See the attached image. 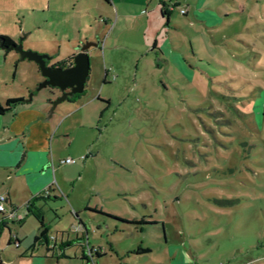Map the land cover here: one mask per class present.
<instances>
[{
    "label": "rangeland",
    "instance_id": "1",
    "mask_svg": "<svg viewBox=\"0 0 264 264\" xmlns=\"http://www.w3.org/2000/svg\"><path fill=\"white\" fill-rule=\"evenodd\" d=\"M164 1L167 23L146 37L133 12L130 28L91 53L81 96L58 104L60 119L78 110L56 138L58 198L44 201L49 236L64 243L40 246L50 264H85L82 254L90 264H264V0ZM96 3L106 8L0 0V31L23 25L16 40L30 32L21 43L61 60L82 37L103 42ZM2 57L10 79L34 65L27 96L60 97L35 90L34 61ZM66 156L76 162L60 164Z\"/></svg>",
    "mask_w": 264,
    "mask_h": 264
},
{
    "label": "crops",
    "instance_id": "2",
    "mask_svg": "<svg viewBox=\"0 0 264 264\" xmlns=\"http://www.w3.org/2000/svg\"><path fill=\"white\" fill-rule=\"evenodd\" d=\"M104 3L106 5L104 10L99 8L100 5L95 4L96 8L98 6V12L100 13L99 19L103 22L102 27L107 31L103 35V42H101L100 37L97 36L98 40H96L93 35L80 39L81 41L84 39L89 40L86 42H97V49L101 43L105 46L109 38H113L115 42L122 31L133 25V12L144 19L142 22L145 26L147 25V29L143 35L146 37L153 33L155 27H160L163 23V17H165L161 14L163 8L168 12L166 23L169 18V7L164 0H109V2L104 1ZM184 9L185 13L183 15H186L187 8ZM86 11L90 15V10L86 9ZM24 29L25 27L21 25L16 29L17 34ZM31 29L29 25L28 30L31 31ZM29 33L23 37L26 38ZM17 34L0 31L1 37H8L13 43L18 41L15 38ZM80 40L73 43L71 50L61 60H56L55 54L46 47L34 48L32 44L26 46L24 45L26 40H23L22 43L29 49L46 53L49 56V64L57 66L56 64L64 62L67 57L75 54L80 43H86L80 42ZM148 43L144 44L148 52L158 51L156 47L158 45L157 40L153 41L149 49H147ZM2 52L3 55L7 53L0 47V88L3 86L5 88L0 89V105H3L8 98L26 99L28 91L33 90L37 81H39L33 64L25 65L29 68V73L20 74L19 77L14 74L10 79L6 59H3ZM107 73L104 68L103 81H107ZM14 82H17L14 87L9 86L10 83ZM46 97L50 98L49 95H46ZM49 107L50 105L45 103V100L33 98L31 101L17 103L0 112V193L6 197L5 211L13 209L16 215L15 219H10L2 218L0 213V239L3 238L4 243L0 249V264H50L47 254L39 252L40 246H43L47 252L52 250V247H50L52 245L57 244L58 247H61L64 244L62 241L57 243L55 237L49 236L50 224L44 220L43 208L45 200L50 197H53V199L58 198L56 193L58 185L54 168L57 163L56 138H64L70 135L68 128L63 123L78 109L72 111L71 114L66 112L63 119H60V117L55 116V111L63 110V107L57 105L52 112L53 114L48 117ZM83 158H86V156L84 155ZM61 160L63 159L58 162L65 164L61 163ZM71 168L76 171V166ZM28 203L31 204L29 208ZM30 211L40 213L43 222L47 224L45 241L41 240L33 243V237L39 233V225ZM26 224L29 225L27 230L24 229ZM89 251L91 252V250ZM83 256L85 257L84 254H82ZM83 260L85 264H90L86 258Z\"/></svg>",
    "mask_w": 264,
    "mask_h": 264
},
{
    "label": "water",
    "instance_id": "3",
    "mask_svg": "<svg viewBox=\"0 0 264 264\" xmlns=\"http://www.w3.org/2000/svg\"><path fill=\"white\" fill-rule=\"evenodd\" d=\"M22 37H19L17 43L5 45L3 44V38L0 36V47L5 52L11 49L15 50L19 54V60L28 59L37 64L44 79L37 85L35 90L50 86L56 87L61 91L60 97L45 101V103L50 105L47 113L49 117L59 103L69 101L67 100L69 95L80 94L84 91V85L89 73V55L84 50L90 45L97 47V42L80 43L77 46L79 51L74 55L72 63L67 67H60L47 65L46 61L49 59L47 54L24 49L21 43ZM66 88H69V91H65ZM31 96L32 92L28 94L26 99L23 98V102L31 101Z\"/></svg>",
    "mask_w": 264,
    "mask_h": 264
},
{
    "label": "trees",
    "instance_id": "4",
    "mask_svg": "<svg viewBox=\"0 0 264 264\" xmlns=\"http://www.w3.org/2000/svg\"><path fill=\"white\" fill-rule=\"evenodd\" d=\"M104 1L105 2H109V0H104ZM184 13H182V14H184ZM161 14L163 16H165V17L168 16V12L164 8L162 9ZM2 38H3V44H5V45H11V44H13V41L11 39H9L8 37L2 36ZM56 65L57 66H60V67H62V66L65 67V61L62 62V63H58ZM21 102H23V98H8V99L5 100V102H4L3 105H0V112L4 111L5 109H7L9 107L14 106L17 103H21ZM30 205L31 204H29V203L27 204L28 208L30 207ZM86 209H89V208H86ZM90 210L96 211L95 208H92ZM30 212L33 214V216L35 217V219L37 220L38 225H39V233L36 236L33 237V243H37V242H39L41 240H44L45 241L46 240L45 234H46L47 229H48L47 224H45L43 222L40 213L35 212V211H30ZM0 213L2 215V218L5 217V216H3L4 213H2L1 211H0ZM74 215L76 216V212H74ZM140 222L141 223H143V222L144 223H148L147 221H144L143 219H141ZM90 249L93 250V248H90ZM94 251H95V254L97 255V249H95ZM138 251L143 252V251H148V249H146V248H138L137 249V252ZM82 259H85V257L83 256Z\"/></svg>",
    "mask_w": 264,
    "mask_h": 264
},
{
    "label": "built area",
    "instance_id": "5",
    "mask_svg": "<svg viewBox=\"0 0 264 264\" xmlns=\"http://www.w3.org/2000/svg\"><path fill=\"white\" fill-rule=\"evenodd\" d=\"M180 12L181 13H184L185 12V9L184 8H181L180 9ZM82 158V157H81ZM76 162V159H74V158H69V157H67V158H65V159H63V160H61V163H65V164H73V163H75ZM5 201H6V197L3 195V194H1L0 193V211L2 212V213H4V216L6 217V218H10V219H15L16 218V215H15V211L13 210V209H10V210H8V211H5V207H4V203H5ZM91 250V249H90ZM95 250V249H94Z\"/></svg>",
    "mask_w": 264,
    "mask_h": 264
},
{
    "label": "flooded vegetation",
    "instance_id": "6",
    "mask_svg": "<svg viewBox=\"0 0 264 264\" xmlns=\"http://www.w3.org/2000/svg\"><path fill=\"white\" fill-rule=\"evenodd\" d=\"M96 49H97V47H94L93 45H90V46H88V48H86L84 51H86V52L88 53L89 57H90L91 52L96 51ZM78 51H79V50L76 49V53H77ZM76 53H75V54H76ZM75 54H73L72 56H69V57H67V58L65 59V66H68V65H70V64L72 63V60H73V57H74ZM46 64H47V65H50V64H49V59L46 61ZM43 79H44V78H43ZM84 86H85V85H84ZM65 91H69V88H66ZM82 93H83V92H82ZM80 95H81V93H80V94H71V95H69V96L67 97V100H69V101H73V100H75L76 98H78Z\"/></svg>",
    "mask_w": 264,
    "mask_h": 264
}]
</instances>
